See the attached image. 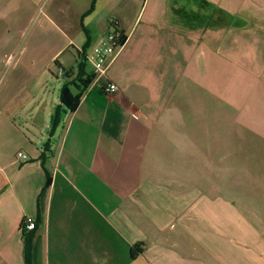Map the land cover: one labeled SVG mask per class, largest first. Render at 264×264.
Returning <instances> with one entry per match:
<instances>
[{
	"label": "crops",
	"instance_id": "0c3cea01",
	"mask_svg": "<svg viewBox=\"0 0 264 264\" xmlns=\"http://www.w3.org/2000/svg\"><path fill=\"white\" fill-rule=\"evenodd\" d=\"M31 236V264H264V0H0V264Z\"/></svg>",
	"mask_w": 264,
	"mask_h": 264
},
{
	"label": "built area",
	"instance_id": "2783aa9c",
	"mask_svg": "<svg viewBox=\"0 0 264 264\" xmlns=\"http://www.w3.org/2000/svg\"><path fill=\"white\" fill-rule=\"evenodd\" d=\"M130 34L124 32L119 28L118 22L112 21L111 28L108 34L96 45L90 48L87 52L80 50L85 56V59L92 64L94 69V79L96 80L100 76L106 73L109 65L117 59V57L124 50ZM58 75L67 77L63 68L58 69ZM104 90L107 93H114L118 90V86L113 83H107L104 86ZM28 159V155L24 151L17 153L16 159ZM37 228V220L33 216H25L22 229L29 232L34 231Z\"/></svg>",
	"mask_w": 264,
	"mask_h": 264
},
{
	"label": "trees",
	"instance_id": "16d2710c",
	"mask_svg": "<svg viewBox=\"0 0 264 264\" xmlns=\"http://www.w3.org/2000/svg\"><path fill=\"white\" fill-rule=\"evenodd\" d=\"M84 64H85V59L83 58L81 63H80V69L83 67ZM90 81H91V77H89L88 80H85V83L88 84ZM72 84L73 83H67V84L63 85L62 90H61L62 103L64 105H66V107L68 109H70V110H73L75 108V106L77 105V103H78V96L74 95L72 93V90H71V85ZM60 114H61L60 110L58 109L56 114H55V116H54V125L55 124L57 125L59 123ZM45 155L46 154L44 153L43 157ZM50 183H51V178H49V173H48V180L46 182V185H45L44 189L48 188ZM32 245H33V237L32 236L31 237H26V239H25V257H26V263L27 264H31L30 263V252H31V249H32Z\"/></svg>",
	"mask_w": 264,
	"mask_h": 264
},
{
	"label": "rangeland",
	"instance_id": "374dc122",
	"mask_svg": "<svg viewBox=\"0 0 264 264\" xmlns=\"http://www.w3.org/2000/svg\"><path fill=\"white\" fill-rule=\"evenodd\" d=\"M11 59V58H10ZM10 59H8V60H5L7 63H10ZM68 109V108H67ZM60 120H61V114H60ZM60 122V121H59ZM54 127H55V125L54 124H52V126H50V128L48 129V131H49V136L51 135V136H53L54 135ZM54 137V140H57V135H56V137L55 136H53ZM51 140H53V139H51Z\"/></svg>",
	"mask_w": 264,
	"mask_h": 264
}]
</instances>
